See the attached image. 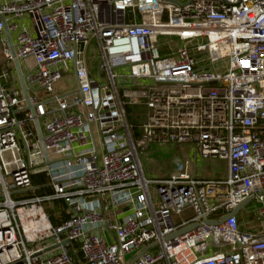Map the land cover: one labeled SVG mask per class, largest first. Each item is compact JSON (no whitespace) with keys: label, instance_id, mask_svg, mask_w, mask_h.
<instances>
[{"label":"built area","instance_id":"obj_1","mask_svg":"<svg viewBox=\"0 0 264 264\" xmlns=\"http://www.w3.org/2000/svg\"><path fill=\"white\" fill-rule=\"evenodd\" d=\"M162 37L180 45L162 54ZM0 55V264H264V0H0ZM15 58L48 119L49 161ZM69 70L73 85L54 90ZM126 105L145 107L137 137ZM153 142L190 143L225 174L202 178L184 160L147 179L139 153ZM35 174L50 191L13 198ZM247 198L260 204L255 231L239 228L245 204L230 214ZM57 200L68 216L54 225L43 204Z\"/></svg>","mask_w":264,"mask_h":264},{"label":"rangeland","instance_id":"obj_2","mask_svg":"<svg viewBox=\"0 0 264 264\" xmlns=\"http://www.w3.org/2000/svg\"><path fill=\"white\" fill-rule=\"evenodd\" d=\"M129 19V16L127 17ZM20 24V21H17ZM27 25L30 24L27 22ZM15 34H11V39L14 40ZM160 43H164L163 47L158 46V50L162 54L171 53L178 45L179 42L176 41L175 38L170 37H162L159 38ZM98 48L93 40L90 46L88 47L87 57H88V69L89 73L93 78H98ZM2 60V56L0 55V61ZM224 62H218L216 65H222ZM66 75V76H65ZM65 76V77H64ZM99 76L102 80L106 79V75L104 72H100ZM64 80L59 84L54 86V90L61 92L62 90H68L74 82L73 71L69 70L68 72L63 73ZM36 89V85L33 86ZM38 98H46L49 96L48 93H45L41 90L35 92ZM145 110L142 112V117L144 116ZM48 119L40 118L39 123L44 133V122ZM142 121V120H141ZM141 123V122H140ZM136 124L139 127V124ZM18 144H20L19 139H17ZM143 174L147 179L156 180L160 178L166 177L169 172L173 171L175 167L178 166L179 163L184 160H188L191 164L195 163L197 175L202 178L210 179L222 176L226 171V163L224 160L219 158H204L199 154V151L194 155L193 146L190 143H166L161 144L158 142L151 143L148 148L139 153ZM35 189L32 188L28 191H24L18 194H13L12 197L19 198H28L36 195ZM149 191L152 195V199H157L156 193V184H149ZM45 206L46 211L53 217L59 218L61 216V211L66 212V207L63 201H53L52 206L48 203L43 204ZM260 207V204L255 200H250L245 206L241 209V213L254 215L255 211ZM193 212L190 209H187L180 215H172L173 222L175 224L180 223L182 220H187L192 217ZM135 252L127 253L125 258L126 260H130L134 256Z\"/></svg>","mask_w":264,"mask_h":264},{"label":"water","instance_id":"obj_3","mask_svg":"<svg viewBox=\"0 0 264 264\" xmlns=\"http://www.w3.org/2000/svg\"><path fill=\"white\" fill-rule=\"evenodd\" d=\"M3 18V17H2ZM4 35L6 37V40L9 44V47H10V50L11 52L14 54V46H13V43H12V39H11V36H10V33L7 29V26H6V23H4ZM74 62V60H73ZM14 63H15V68H16V71H17V75H18V79H19V82H20V85H21V88H22V91H23V94H24V98H25V103H26V109L30 110V112L32 113V116H33V123H34V127H35V131H36V135H37V138L39 140V143H40V146H41V149H42V152L44 154V157L46 159V161H49L48 159V155H47V152H46V149H45V146H44V143H43V135H42V132H41V129H40V126H39V123H38V119L36 117V114L34 112V106L30 103V100H29V96H28V89L26 88V85L24 83V79H23V75H22V72L20 70V66H19V63H18V60L15 58L14 59ZM250 199H245L243 202H241L237 207H235L230 214H234L236 213L244 204H246ZM229 216L228 215H224L220 218V221H223L224 219H226L227 217ZM207 222L209 223H218L217 221H214V220H206ZM195 225H190V226H187V227H184L182 229H179L176 233L177 234H181L189 229H191L192 227H194ZM70 242V240L66 239V240H63L61 241L59 244H54L48 248H46L44 251H48L50 249H53V248H56V247H59L61 245H64L65 243H68ZM42 252H37L35 255H40Z\"/></svg>","mask_w":264,"mask_h":264},{"label":"trees","instance_id":"obj_4","mask_svg":"<svg viewBox=\"0 0 264 264\" xmlns=\"http://www.w3.org/2000/svg\"><path fill=\"white\" fill-rule=\"evenodd\" d=\"M144 110H145V107L143 106H133V105L125 106L126 119L129 123H131L134 126L133 132H134L135 137H137L139 133V129L137 128L136 124L140 123L141 120L143 119L142 112ZM31 180H32V186L34 187L35 189L34 191L36 194L40 195L47 191H50L49 187H47V179L43 174H35L32 176ZM67 216L68 214L66 212L61 211V216L59 218H53L51 215H50V218H51L52 223L54 225H57L59 224L61 220L66 219ZM237 222H238L239 228L242 229L240 227L238 216H237ZM78 256L80 255L78 254Z\"/></svg>","mask_w":264,"mask_h":264},{"label":"crops","instance_id":"obj_5","mask_svg":"<svg viewBox=\"0 0 264 264\" xmlns=\"http://www.w3.org/2000/svg\"><path fill=\"white\" fill-rule=\"evenodd\" d=\"M224 174H225V172H224ZM240 212H241V210L238 211L237 216L239 219L240 227L243 230L255 231L259 228L254 215L250 216V214H243V213L240 214Z\"/></svg>","mask_w":264,"mask_h":264}]
</instances>
